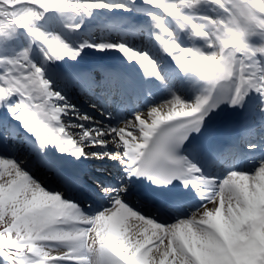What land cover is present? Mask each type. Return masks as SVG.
Returning a JSON list of instances; mask_svg holds the SVG:
<instances>
[{"label":"snow or ice","instance_id":"6c2138e0","mask_svg":"<svg viewBox=\"0 0 264 264\" xmlns=\"http://www.w3.org/2000/svg\"><path fill=\"white\" fill-rule=\"evenodd\" d=\"M136 2L0 0V109L27 134L29 151L49 167L55 148L122 169L100 188L107 206L90 211L45 188L14 150H0V264H264V156L251 170L228 167L216 176L201 160L220 157L189 147L221 105L255 101L264 114V0H142L156 47L178 69L168 75L154 53L123 40L74 47L63 35L78 32L94 10L130 12ZM85 48L115 50L138 65L146 81L159 82L161 102L122 126L81 113L44 64L75 60ZM141 179L158 190L179 182L201 203L163 201L175 219L161 222L128 198Z\"/></svg>","mask_w":264,"mask_h":264},{"label":"bare ground","instance_id":"6f19581e","mask_svg":"<svg viewBox=\"0 0 264 264\" xmlns=\"http://www.w3.org/2000/svg\"><path fill=\"white\" fill-rule=\"evenodd\" d=\"M96 11V10H95ZM100 12L101 15H99L100 18H110L111 20V25L113 24H116L118 23L122 18H127L128 16H133V17H136L138 16V10L137 12L135 10H131L130 12H124L122 10H113V11H108L106 9H100V10H97V12ZM99 17H95L93 15L89 16V17H84L83 18V22H82V25H89V24H94L96 22L99 21ZM146 21H147V25L149 26V17L146 16ZM77 22H80V18L77 20ZM113 29L115 27H112ZM65 36V38L68 40L69 43H71L74 47L76 46V43H75V39L72 38L70 35H66V34H63ZM99 39H97V41L95 42H100L103 38L102 37H98ZM146 38V37H145ZM143 39V37H142ZM83 40H81L80 42H82ZM138 50H143V49H140V48H137ZM112 54L113 57L112 59H119L122 55L115 51V50H106L104 52H98L96 51L95 49H92V48H85L81 51L80 55L75 59V60H71V59H68V58H64L62 60H58V61H54V62H64V63H83V62H87V61H90V62H95V64H99V65H106V63H113V64H117L118 62H112L110 60L107 61V57H105L106 55H110ZM120 56V57H119ZM123 57V56H122ZM124 59V57H123ZM104 61H107L105 62L104 64ZM127 61V60H126ZM128 62V61H127ZM111 64V65H113ZM134 64V63H133ZM136 65V64H134ZM107 66H110V64H107ZM138 66V65H137ZM139 73H140V70H139ZM161 74L162 75H165V72L164 70H162L161 68ZM45 76L47 78L48 75L45 74ZM85 76V75H84ZM84 76H80L82 77V79H86L84 78ZM50 79V78H49ZM100 77L96 78L95 80H99ZM107 79V82L109 83L108 86L110 85V87L113 86V82L110 81V78H106ZM51 80V79H50ZM53 83V82H52ZM72 83H73V80H72ZM82 83H84L85 85H87L90 89V92L92 93L93 96H96V97H100L99 100H101V102H106L107 101V97L105 94L102 95V93H99L97 90H94V86H92V84H90V82L88 80H84L82 81ZM54 84V83H53ZM74 84V83H73ZM54 86L56 87V89L58 90L59 88L54 84ZM60 90V89H59ZM63 95L65 96L66 100L75 106L76 109H78L80 112L84 113V114H87V112L85 111V109H82L81 105H80V102H76L74 101V99L72 98V95L68 94V93H63ZM148 95H150V93H148ZM163 98V94L162 92L160 91L159 95L156 96L155 100L150 102V103H160L161 99ZM186 99H189L190 96H185ZM95 99V98H94ZM145 100V98L143 99ZM119 103H124V101L121 99L119 101ZM134 103H136V105H141L142 103L140 101H135ZM149 103V104H150ZM103 104V103H102ZM126 103L122 104L119 106L120 109H118L119 111H122L124 110V108H126L127 106L125 105ZM149 104L147 105H142L140 107H137L135 109H133L130 113H129V110H127L126 112V115L121 114V117H119V120L118 123L114 124V123H107V122H104V121H100L101 123L105 124V125H111V126H122V121L123 120H127V119H131L132 118V115L134 114V112H147L148 110V107H149ZM249 104H251L249 102ZM248 106V105H247ZM247 106H245L244 108H229L227 105H224V107L221 109V112H220V115L212 122V125L210 127V129L208 130L207 134H206V141L208 143H211L213 139H211L212 137L216 136L218 133H226L227 135L229 134H233L234 137H237L238 134H240V131L241 130H244L245 132H248L250 130V124L251 122H249L248 118H247V114L245 112V109L247 108ZM123 107V108H122ZM131 110V109H130ZM256 116L255 117V120H258L260 115L262 114L261 112L258 114L259 112V109H256ZM0 114L1 115H4L5 117H9L11 120H12V117L7 113L6 110L4 109H0ZM124 115V116H123ZM4 118V117H3ZM65 120L67 118H64ZM14 121V120H13ZM16 122V121H14ZM18 123V122H16ZM253 123V122H252ZM1 126H3L1 123H0ZM2 130H6V128H2ZM17 148H22L24 149V146L21 145V144H17L16 146ZM16 148V149H17ZM55 149V148H53ZM92 150H99V149H92ZM13 151V150H12ZM15 151V150H14ZM10 152V151H9ZM210 154H212V152L210 151L209 152ZM27 154H31V152L28 150V151H25V152H17L15 151V155L17 156L18 159L20 158H25V156ZM215 157V156H214ZM35 157H31L29 159V162L28 164H25V167H26V170H30V168L35 165V163H33V159ZM207 162L209 164H212V165H218L220 162H219V159L218 158H213V159H208L207 158ZM117 166L119 167V164H117ZM254 166V165H253ZM252 167H250L249 169H246V170H251ZM117 167V173H121L122 174V170L119 168L118 169ZM51 173V172H50ZM49 175H52L50 174ZM56 174H60V171H56L55 173H53V176H55ZM225 174V173H224ZM36 180H38L39 182H41V184L47 188L48 190H51V191H56L53 187L54 185H51L50 183H44L40 180V174L38 175H34V174H31ZM223 176V175H222ZM56 182V180H54ZM61 183H63L64 185H72L73 186V181L72 179H70L68 176H62L59 180ZM112 181V179L110 180ZM82 187V186H81ZM57 192V191H56ZM65 198L67 199H70V200H73L71 199V197L69 196V194H65L64 195ZM199 200V199H198ZM88 204V203H87ZM106 204L105 203L103 206L106 207ZM208 208H211L212 207V204H208L207 205ZM99 208L95 209L94 211L98 210ZM147 214V213H146ZM174 219H175V216L173 217H170L169 219H159L161 222H164V221H167V222H174ZM55 254V253H54Z\"/></svg>","mask_w":264,"mask_h":264},{"label":"rangeland","instance_id":"374dc122","mask_svg":"<svg viewBox=\"0 0 264 264\" xmlns=\"http://www.w3.org/2000/svg\"><path fill=\"white\" fill-rule=\"evenodd\" d=\"M120 2L127 3V0H120ZM145 7L146 6H142V0H137L136 5L132 9L137 12L138 9H140L142 11ZM141 11L138 12L141 15H144L146 12H148V11H145V12L142 11V13H141ZM92 15L95 17H99V15H101V14L99 11L97 12V10L96 11L94 10ZM78 19L79 18H77L74 22H77ZM85 28L86 27L84 25H82L81 29L78 32L72 33V32H69L67 29H63L62 32H63V34L70 35L72 38H74L75 39L74 41L76 44L79 43L81 40H89L90 42H92L93 39L91 40V39H89V37H87L86 35H83V33H81L82 29H85ZM37 55H38V53H37Z\"/></svg>","mask_w":264,"mask_h":264}]
</instances>
